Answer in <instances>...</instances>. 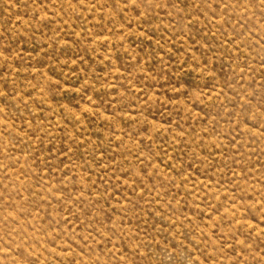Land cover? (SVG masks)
<instances>
[{
  "label": "rangeland",
  "instance_id": "374dc122",
  "mask_svg": "<svg viewBox=\"0 0 264 264\" xmlns=\"http://www.w3.org/2000/svg\"><path fill=\"white\" fill-rule=\"evenodd\" d=\"M0 264H264V0H0Z\"/></svg>",
  "mask_w": 264,
  "mask_h": 264
}]
</instances>
